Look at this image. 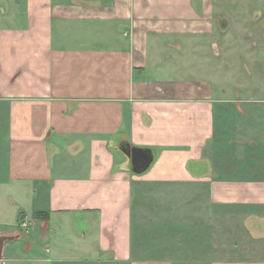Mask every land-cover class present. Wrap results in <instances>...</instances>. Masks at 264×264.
<instances>
[{
  "label": "crops",
  "instance_id": "obj_1",
  "mask_svg": "<svg viewBox=\"0 0 264 264\" xmlns=\"http://www.w3.org/2000/svg\"><path fill=\"white\" fill-rule=\"evenodd\" d=\"M213 11L0 0L3 254L49 260L62 229L68 264H264V109L215 79Z\"/></svg>",
  "mask_w": 264,
  "mask_h": 264
},
{
  "label": "rangeland",
  "instance_id": "obj_2",
  "mask_svg": "<svg viewBox=\"0 0 264 264\" xmlns=\"http://www.w3.org/2000/svg\"><path fill=\"white\" fill-rule=\"evenodd\" d=\"M211 1L214 10L215 34L213 37L216 38L214 50L216 52L215 56H217V59L212 58L215 79L222 80L220 82L221 87L230 92L227 95L231 97L245 96L253 99L248 102L236 101L237 103L244 104L246 107H249L252 103L264 109V0ZM218 39L219 41H217ZM209 60H211L210 56ZM238 99L240 100V98ZM232 104L233 102L230 106ZM250 133L240 131L237 138H247ZM147 199V195L140 197L142 201H140V204L145 205ZM139 208V218L142 219L145 214L142 212V207ZM20 219L22 220V218H18L19 226L15 225L17 231H19V227L22 230ZM60 235L61 237L58 239L59 250L53 248L51 251L44 252L45 247L41 248L44 241L37 245L38 250L42 249L37 254L44 256L45 259H48L46 257L51 258L49 260L17 255V253L15 256H11V253L6 256L2 252L0 264H68L59 261L60 258L57 253L65 251L69 234L61 229ZM22 239H24V235L19 240ZM55 239L54 242H56ZM7 245V250L11 252L10 250H15L14 246L18 245L23 248L24 242L22 244L17 242L16 244Z\"/></svg>",
  "mask_w": 264,
  "mask_h": 264
},
{
  "label": "water",
  "instance_id": "obj_3",
  "mask_svg": "<svg viewBox=\"0 0 264 264\" xmlns=\"http://www.w3.org/2000/svg\"><path fill=\"white\" fill-rule=\"evenodd\" d=\"M119 148L128 160L129 169L136 174H141L146 171L153 161V154L149 148L131 146L129 143H126V149L121 148V145ZM5 239V236L0 235V258Z\"/></svg>",
  "mask_w": 264,
  "mask_h": 264
},
{
  "label": "trees",
  "instance_id": "obj_4",
  "mask_svg": "<svg viewBox=\"0 0 264 264\" xmlns=\"http://www.w3.org/2000/svg\"><path fill=\"white\" fill-rule=\"evenodd\" d=\"M42 216L44 219H47L48 214H46V213H34L33 214V217H35V218L42 217ZM22 217H23V215L19 214L18 218H22Z\"/></svg>",
  "mask_w": 264,
  "mask_h": 264
}]
</instances>
